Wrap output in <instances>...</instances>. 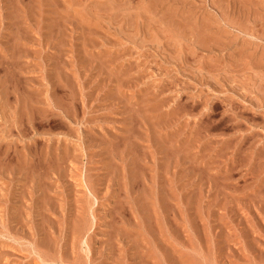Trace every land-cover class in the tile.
<instances>
[{"label":"rangeland","instance_id":"374dc122","mask_svg":"<svg viewBox=\"0 0 264 264\" xmlns=\"http://www.w3.org/2000/svg\"><path fill=\"white\" fill-rule=\"evenodd\" d=\"M0 264H264V0H0Z\"/></svg>","mask_w":264,"mask_h":264},{"label":"bare ground","instance_id":"6f19581e","mask_svg":"<svg viewBox=\"0 0 264 264\" xmlns=\"http://www.w3.org/2000/svg\"><path fill=\"white\" fill-rule=\"evenodd\" d=\"M26 161V160H25ZM22 162V161H21ZM25 163V162H24ZM22 165V164H21Z\"/></svg>","mask_w":264,"mask_h":264}]
</instances>
